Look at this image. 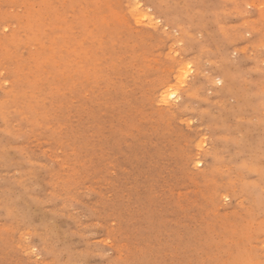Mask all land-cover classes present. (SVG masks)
Listing matches in <instances>:
<instances>
[{
	"label": "rangeland",
	"instance_id": "1",
	"mask_svg": "<svg viewBox=\"0 0 264 264\" xmlns=\"http://www.w3.org/2000/svg\"><path fill=\"white\" fill-rule=\"evenodd\" d=\"M0 43V264H264V0H0Z\"/></svg>",
	"mask_w": 264,
	"mask_h": 264
},
{
	"label": "bare ground",
	"instance_id": "2",
	"mask_svg": "<svg viewBox=\"0 0 264 264\" xmlns=\"http://www.w3.org/2000/svg\"><path fill=\"white\" fill-rule=\"evenodd\" d=\"M56 2H57V1H56ZM20 4H21V3H20ZM41 5H42V4H41ZM134 5H136V4L134 3ZM34 6H35V5H34ZM54 6H55V5H54ZM58 6H59V5H58ZM44 7H45V6H44ZM44 7H43V8H44ZM73 7H74V6H73ZM75 8H76V6H75ZM138 8H139V7H138ZM55 9H56V8H55ZM139 9H140V8H139ZM130 10H132V9H130ZM79 11H80V10H79ZM35 12H36V11H35ZM84 12H85V11H84ZM120 14H121V13H120ZM122 14L124 15V13H122ZM134 14H135V13H134ZM82 15H83V14H82ZM58 16H59V15H58ZM86 17H87V16H86ZM86 17H84V18H86ZM42 18H43V17H42ZM46 18H47V17H46ZM18 19H19V18H18ZM32 19H33V18H32ZM55 19H56V18H55ZM67 20H68V19H67ZM30 21H32V20H30ZM68 21H69V20H68ZM57 22H58V21H57ZM75 22H76V21H75ZM30 23H31V22H30ZM76 23H79V22H76ZM86 23H87V22H86ZM94 23H95V22H93V24H94ZM64 24H65V23H64ZM28 25H29V24H28ZM37 25H38V24H37ZM40 25H41V24H40ZM42 25H43V24H42ZM48 25H49V24H48ZM91 25H92V24H91ZM64 26H65V25H64ZM67 26H68V25H67ZM16 27H17V25H16ZM19 27H20V26H19ZM71 27H72V26H71ZM80 27H81V26H80ZM12 28H13V27H12ZM213 28H214V27H213ZM23 29H24V28H23ZM90 29H91V27H90ZM93 29H94V28H93ZM96 29H98V28H96ZM96 29H95V30H96ZM35 30H36V29H35ZM10 31H11V30H10ZM20 31H21V30H20ZM67 31H68V30H67ZM74 31H75V30H74ZM93 31H94V30H93ZM93 31H92V32H93ZM25 32H26V31H25ZM80 32H81V31H80ZM92 32H89V33L87 34V36L90 37L89 34H91ZM35 33H36V32H35ZM35 33H34V35H35ZM83 33H84V32H83ZM83 33H82L81 36H83ZM95 33L97 34V31H96ZM60 34H61V33H60ZM66 34H68V33H66ZM72 34H73V31H72ZM96 34H94V35H96ZM17 35H19V34H17ZM25 35H26V34H25ZM30 35H32V33H31ZM68 35H70V33H69ZM32 36H33V35H32ZM38 36H39V35H38ZM49 36L52 38L51 35H49ZM60 36H61V35H60ZM60 36H58V37H60ZM30 37H31V36H30ZM50 37H48V38H50ZM55 37H56V36H55ZM58 37H57V38H58ZM71 37L73 38V36H71ZM76 37H77V36H76ZM79 37H80V34L78 35V39H80ZM88 37H87V38H88ZM92 37H94V36H91L90 38H92ZM7 38H9V37H7ZM7 38H6V39H7ZM26 38H27V37H26ZM66 38H67V37H66ZM66 38H65V40L69 39V38H67V39H66ZM16 39H17V38H15V40H16ZM24 39H25V38H24ZM33 39H34V36H33ZM42 39H43V37H42ZM54 39H55V38H54ZM73 39H76V38L74 37ZM82 39H83V38H82ZM9 40H10V39H9ZM38 40H40V39H38ZM76 40H77V39H76ZM90 40H91V39H90ZM30 41H31V40H30ZM87 41H89V40L87 39ZM25 42H26V41H25ZM31 42H32V41H31ZM48 42H49V41H48ZM53 42H54V41H53ZM69 42H70V40H69ZM76 42H77V41H75V45H76ZM1 43H4V46H6V45H5L6 42H4V41L2 42V41H1ZM1 43H0V44H1ZM12 43H14V42H12ZM16 43H17V42H16ZM32 43H33V42H32ZM44 43H45V42H44ZM49 43H50V42H49ZM59 43H60V42H59ZM66 43H67V42H66ZM82 43H83V42H82ZM18 44H19V43H18ZM20 44H21V43H20ZM29 44H30V42H29ZM36 44H38V43H36ZM36 44H33L34 47H36ZM68 44H70V43H68ZM68 44H67V45H68ZM83 44H84V43H83ZM1 45H2V44H1ZM8 45H9V44H7V46H8ZM24 45H25V43H24ZM51 45H53V44H51ZM56 45H57V43H56ZM65 45H66V44H65ZM71 45H73V44H70L69 46L72 47ZM10 46L12 47L11 44H10ZM18 46H19V45H18ZM22 46H23V45H22ZM43 46H44V44H43ZM45 46L48 48L47 45H45ZM63 46H64V45H63ZM69 46H68V47H69ZM78 46H79V45H78ZM1 47H3V46H1ZM13 47H14V46H13ZM13 47H12V48H13ZM20 47H21V46H20ZM29 47H30V46H29ZM34 47H32V48H34ZM37 47H39V48H37V50L40 49V46H39V45H37ZM54 47H56V46H54ZM60 47H61V46H60ZM65 47H66V46H65ZM65 47H64V49H66ZM3 48H4V47H3ZM3 48H2V49H3ZM26 48H28V44H27V47H26ZM52 48H53V47H52ZM2 49H1V50H2ZM4 49H5V48H4ZM28 49H30V48H28ZM42 49H43V48H42ZM42 49H40V50L42 51ZM45 49H46V48H44V50H45ZM75 49H76V47H75ZM7 50H11V48H10V49L7 48ZM13 50H14V48H13ZM15 50H16V47H15ZM34 50H35V49H34ZM46 50H47V49H46ZM50 50H51V49H50ZM52 50H53V49H52ZM52 50H51V51H52ZM56 50H57V49H56ZM56 50H55V51H56ZM61 50H62V49H61ZM67 50H69V48H67ZM67 50H66V51H67ZM76 50H77V49H76ZM78 50H79V49H78ZM78 50H77V51H78ZM72 51H73V50H71V52H72ZM77 51H74V52L77 53V54H75L74 56H75L76 58H79L80 55L77 56V55H78V52H77ZM79 51H80V50H79ZM83 51H84V50H83ZM83 51L81 52L82 54H83ZM40 53H41V52H40ZM40 53H39V55H40ZM42 53H43V51H42ZM81 53H79V54H81ZM62 54H63V53H62ZM69 54H70V53H69ZM71 54L73 55L74 53L72 52ZM82 54H81V55H82ZM54 55H56V54H54ZM83 55H84V54H83ZM83 55H82V56H83ZM85 55H88V54H85ZM35 56H36V55H35ZM35 56H34V57H35ZM56 56H57V55H56ZM56 56H53V58H54V59H56V58L58 59V57H56ZM58 56H59V55H58ZM55 57H56V58H55ZM92 57H93V56H92ZM92 57H90V58H91L90 60L92 61V64L94 63V65H95V66H92V67L95 68V67H97V65H96L97 63H95L94 58H93V60H92ZM47 58H48V56H47ZM59 58H61V56H59ZM71 58H72V56H71ZM32 59H33V58H32ZM37 59H39V56H38ZM48 59L50 60V58H48ZM51 59H52V58H51ZM73 59H75V58H72V61H73ZM82 59H83V58H82ZM86 59H87V58H86ZM88 59H89V58H88ZM88 59H87V61H88V64H89V60H88ZM41 60H43V59H41ZM52 60H53V59H52ZM52 60H50V62H52ZM58 60H60V59H58ZM79 60H81V59H79ZM70 61H71V59H70ZM75 61H76V60H75ZM77 61H78V60H77ZM82 61H83V60H82ZM82 61H80V62L82 63V67H83V66H84V65H83L84 63H83ZM84 61H85V60H84ZM91 61H90V62H91ZM93 61H94V62H93ZM252 61H253V60H252ZM47 62H49V61H47ZM73 62H74V61H73ZM80 62H79V63H80ZM42 63H43V61H42ZM52 63H53V62H52ZM55 63H56V62H55ZM58 63H59V62H58ZM70 63H71V62H70ZM74 63H75V62H74ZM74 63H73V64H74ZM48 64H50V63H48ZM62 64H63V63H62ZM62 64H61V61H60V64H59V65L61 66ZM88 64H87V65H88ZM44 65H46V64L43 63L42 67H43ZM57 65H58V64H57ZM57 65H56V66H57ZM76 65H79V64L76 63ZM30 66H31V67H29V68H30L29 71H31V69L35 68V67H33L34 65H30ZM46 66H48V65H46ZM46 66H44V67L46 68ZM50 66H51V64H50ZM50 66H48V67H50ZM70 66H71V65H70ZM72 66H73V65H72ZM88 66H89V65H88ZM90 66H91V65H90ZM98 66H100V65H98ZM40 67H41V66H40ZM78 67H80V66H78ZM25 68H26V67H23L22 71H21V70H19V71L23 72ZM45 68H44V71H45ZM83 68H84V67H83ZM86 68H87V66H86ZM101 68H102V67H101ZM16 69H17V68H16ZM26 69H27V68H26ZM49 69H50V68H49ZM49 69H48V70H49ZM87 69H88V68H87ZM89 69H90V68H89ZM95 69H97V68H95ZM99 69H100V68H98L97 70L99 71ZM181 69H188V67L184 65V66H182ZM34 70H35V69H34ZM38 70H39V69H38ZM101 70H102V69H101ZM35 71H36V70H35ZM35 71H34V72H35ZM95 71H96V70H95ZM17 72H18V71H17ZM32 73H33V72H32ZM48 73H49V72H48ZM49 74H51V72H50ZM46 75H47V74H46ZM254 79H256V78H254ZM200 80H201V79H200ZM15 81H16V80H15ZM36 83H37V82H36ZM15 84H16V83H15ZM13 86H14V85H13ZM46 86H48V85H46ZM15 89H16V87H15ZM15 89L12 90V91H15ZM17 90H18V89H17ZM17 90H16V91H17ZM108 90H109V89H108ZM18 91H19V90H18ZM18 91H17V92H18ZM19 92H20V91H19ZM14 93H15V92H14ZM168 94H169V93H168ZM71 95H72V94H71ZM169 95H170V94H169ZM167 98H168L167 95L163 96V99L167 100ZM159 101H160V100H159ZM139 133H140V132H139ZM200 164H201V163H200Z\"/></svg>",
	"mask_w": 264,
	"mask_h": 264
}]
</instances>
